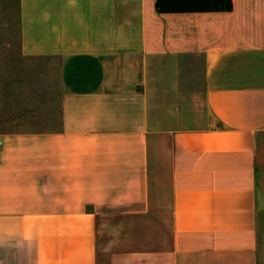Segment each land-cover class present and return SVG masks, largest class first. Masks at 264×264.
Listing matches in <instances>:
<instances>
[{"label":"crops","instance_id":"0c3cea01","mask_svg":"<svg viewBox=\"0 0 264 264\" xmlns=\"http://www.w3.org/2000/svg\"><path fill=\"white\" fill-rule=\"evenodd\" d=\"M0 264H264V0H0Z\"/></svg>","mask_w":264,"mask_h":264},{"label":"rangeland","instance_id":"374dc122","mask_svg":"<svg viewBox=\"0 0 264 264\" xmlns=\"http://www.w3.org/2000/svg\"><path fill=\"white\" fill-rule=\"evenodd\" d=\"M0 37L4 38L6 41L10 40L13 43L17 40V32L15 28L0 30Z\"/></svg>","mask_w":264,"mask_h":264},{"label":"built area","instance_id":"2783aa9c","mask_svg":"<svg viewBox=\"0 0 264 264\" xmlns=\"http://www.w3.org/2000/svg\"><path fill=\"white\" fill-rule=\"evenodd\" d=\"M0 145H1V141H0Z\"/></svg>","mask_w":264,"mask_h":264}]
</instances>
